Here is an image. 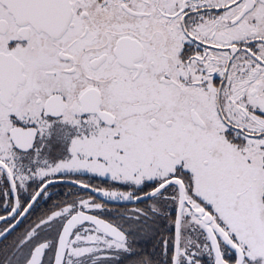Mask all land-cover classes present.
<instances>
[{"label":"snow or ice","instance_id":"snow-or-ice-1","mask_svg":"<svg viewBox=\"0 0 264 264\" xmlns=\"http://www.w3.org/2000/svg\"><path fill=\"white\" fill-rule=\"evenodd\" d=\"M0 264H264V0H0Z\"/></svg>","mask_w":264,"mask_h":264}]
</instances>
